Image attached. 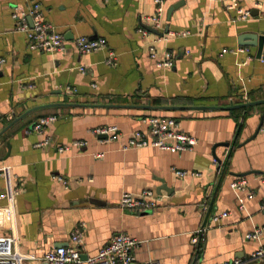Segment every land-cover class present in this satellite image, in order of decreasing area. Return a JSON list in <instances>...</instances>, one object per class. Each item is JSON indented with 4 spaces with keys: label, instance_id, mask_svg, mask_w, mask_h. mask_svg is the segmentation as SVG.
<instances>
[{
    "label": "crops",
    "instance_id": "1",
    "mask_svg": "<svg viewBox=\"0 0 264 264\" xmlns=\"http://www.w3.org/2000/svg\"><path fill=\"white\" fill-rule=\"evenodd\" d=\"M230 1L164 0L156 29L148 20L157 13L155 0H0V169L15 177H0V192L24 186L0 197V235L15 233L21 251L41 253L69 243L84 223V256L127 232L141 240L135 264L233 258L264 264L251 259L264 245V230L247 238L264 227V131L254 135L264 104L236 107L264 99V0H239L252 17L237 21ZM35 2L63 34L64 51L30 49L17 30L13 15ZM79 37L104 38L107 45L80 53ZM166 52L174 63L160 69ZM48 115L58 119L35 130ZM150 116L178 119L197 143L183 151L127 147L135 130H148L143 119ZM105 125H117L119 137L94 132ZM77 139L86 145L59 151ZM238 177L248 179L247 189L233 187ZM144 189L158 194L156 209L120 206L124 191ZM223 211L229 213L212 220ZM203 223L209 227L196 245L194 231Z\"/></svg>",
    "mask_w": 264,
    "mask_h": 264
},
{
    "label": "built area",
    "instance_id": "2",
    "mask_svg": "<svg viewBox=\"0 0 264 264\" xmlns=\"http://www.w3.org/2000/svg\"><path fill=\"white\" fill-rule=\"evenodd\" d=\"M158 4L157 13L153 17H148V20L153 22L156 29L161 28V17L164 12V0H155ZM257 8L262 9V4H257ZM230 12L236 14L235 21L249 20L252 17L251 9L242 7L239 0H231L227 5ZM13 17L17 21V30L22 31L27 36L28 46L30 49H42L47 52H62L66 48V43L63 34L58 33L50 22L46 21L40 2H35L28 7L16 12ZM32 19V23L30 20ZM143 35L148 32L144 28L139 29ZM107 45L104 38L90 39L88 37H79L75 40V46L80 53H91L99 50ZM243 49L239 48L238 51ZM157 54L152 48V57L156 58ZM175 56L171 52H166L163 59L158 60L156 66L162 69H169L174 63ZM5 62L0 59V66ZM109 65L117 64L115 52L111 51L108 59ZM84 72L85 68L81 67ZM58 117L56 115H48L38 119L33 128L37 131H42L54 123ZM148 130H135L130 137L127 147H144L155 146L162 149L188 150L192 149L197 143L196 137L180 127L178 119L171 117L150 116L143 119ZM264 131V121L260 127ZM97 134H106L107 140L117 139L119 137V127L117 125H105L94 129ZM51 138L43 141L44 144L51 142ZM85 140H74L72 144H59V151H65L71 148L72 145H86ZM97 156H102V153H97ZM217 163V159H214ZM179 176H186L187 170H177ZM199 174L198 172H193ZM0 177L5 178L8 182H12L15 177L8 174L5 168L0 169ZM22 183V182H21ZM234 188L245 190L249 187V182L246 177H238L232 182ZM23 185L7 188L0 192L1 198L9 199L12 195L21 192ZM253 196L252 194L250 197ZM159 196L151 189H144L139 193L124 191L120 199V206L135 212H146L154 210L158 207ZM229 211H223L221 214L214 215L212 220L218 221L225 217ZM209 225L201 224L193 235V242L199 245V242L204 238ZM264 230V227H257L247 234V238H258ZM85 235V224H78L70 234V240L67 244L54 246L41 253L24 252L19 247V237L15 233H5L0 235V264H135L136 255L135 248L141 240L136 236L127 232H118L110 237V239L99 249L94 255L84 256L83 249ZM251 259H264V245L259 246L251 254ZM242 259L233 258L231 260H223L216 264H240ZM145 264H155L148 261Z\"/></svg>",
    "mask_w": 264,
    "mask_h": 264
},
{
    "label": "water",
    "instance_id": "3",
    "mask_svg": "<svg viewBox=\"0 0 264 264\" xmlns=\"http://www.w3.org/2000/svg\"><path fill=\"white\" fill-rule=\"evenodd\" d=\"M172 11V10H171ZM170 11V12H171ZM30 20V23H32V19H29ZM255 40L257 39V38H254ZM264 57V56H263ZM261 104H264V99H262V100H258V101H253V102H248V103H242V104H240V105H238V106H236V107H238V108H248V107H252V106H257V105H261ZM228 108H233V106H231V107H228ZM264 119V118H263ZM18 119H15L13 122H12V124L15 122V121H17ZM11 124V125H12ZM263 124V122H261V124H260V126H259V128L257 129V131H256V133L254 134V135H256L258 132H259V130H260V127H261V125ZM10 125V126H11ZM216 159H218V157H215ZM241 174H247V172H244V173H241ZM163 188H165V186L163 187ZM60 245H62V244H59L58 246H60Z\"/></svg>",
    "mask_w": 264,
    "mask_h": 264
}]
</instances>
